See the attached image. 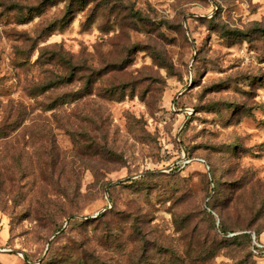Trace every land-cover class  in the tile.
Returning a JSON list of instances; mask_svg holds the SVG:
<instances>
[{
  "label": "rangeland",
  "instance_id": "obj_1",
  "mask_svg": "<svg viewBox=\"0 0 264 264\" xmlns=\"http://www.w3.org/2000/svg\"><path fill=\"white\" fill-rule=\"evenodd\" d=\"M256 240L264 0H0V264H264Z\"/></svg>",
  "mask_w": 264,
  "mask_h": 264
},
{
  "label": "trees",
  "instance_id": "obj_2",
  "mask_svg": "<svg viewBox=\"0 0 264 264\" xmlns=\"http://www.w3.org/2000/svg\"><path fill=\"white\" fill-rule=\"evenodd\" d=\"M31 11H30V13L31 12H33V11H37L38 9L36 8V9H30ZM205 163V162H204ZM214 195H215V192L213 191L212 193H210V196H209V199H208V202L209 201H211V199L214 197ZM209 206V209L211 210V211H213V207L212 206H210V205H208ZM210 211V212H211ZM211 214V213H210ZM249 237V239H252V237H251V235H249L248 236ZM253 240V239H252ZM254 242V241H253ZM256 243H258V244H261V245H263L264 246V241H258V240H256ZM260 249H264V247H262V248H260V247H258L255 243L253 244V247H252V254H253V256L254 257H257V255H255V254H258V251L260 252Z\"/></svg>",
  "mask_w": 264,
  "mask_h": 264
},
{
  "label": "built area",
  "instance_id": "obj_3",
  "mask_svg": "<svg viewBox=\"0 0 264 264\" xmlns=\"http://www.w3.org/2000/svg\"><path fill=\"white\" fill-rule=\"evenodd\" d=\"M256 245H257L258 247H260V248L264 247L263 245L258 244V243H256Z\"/></svg>",
  "mask_w": 264,
  "mask_h": 264
}]
</instances>
